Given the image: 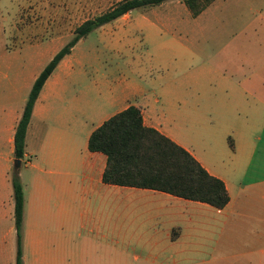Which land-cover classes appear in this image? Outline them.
Here are the masks:
<instances>
[{
    "label": "crops",
    "instance_id": "0c3cea01",
    "mask_svg": "<svg viewBox=\"0 0 264 264\" xmlns=\"http://www.w3.org/2000/svg\"><path fill=\"white\" fill-rule=\"evenodd\" d=\"M40 13L45 16L44 11ZM38 16L39 13L35 15ZM261 17L264 30V13ZM40 27L25 24L17 26L16 32L32 29L39 32ZM45 28L43 25L44 31ZM0 49L3 51L0 61L13 65L14 51L11 48L9 51L4 43H0ZM54 54L48 56V62ZM40 57L44 58L43 54L34 52L32 58L40 67L14 78L8 94L0 97V264H16L12 172L17 168L13 140L31 87L47 64L39 61ZM73 71L64 57L44 82L27 128L24 162L18 168L24 188L23 263L81 264L79 248L84 246H64L61 241L79 240L82 229L96 238L103 233L101 223L90 221L94 206L108 208L117 196H144L165 197L170 201L171 224L178 227L172 230L168 251L172 264H264V66L260 76L237 81L230 93L220 90L218 100L222 95L227 99L223 105L213 107L190 105L185 97L214 100L213 76L227 78L215 67L204 76L209 88L185 93L168 91L164 101L169 105L160 113L153 112L150 105L159 103L158 96L145 104H133L123 100L115 87H110L105 95L115 108L109 117L130 105L140 107L144 125L187 150L209 174L221 179L229 195L223 208L159 190L104 183L106 156L90 151L88 139L109 117L95 125L92 118L98 111L94 100H81L76 93L68 95L72 92L67 90ZM231 94L233 98L229 100ZM212 114H222L220 118H224L216 128ZM177 124L184 130L204 126L205 130L197 134L202 147L179 133L181 127ZM215 132L229 136L228 149L219 145L221 153L216 151L215 143L212 145ZM64 249L75 252L66 263L59 255ZM119 256L118 264H125L124 256L123 260Z\"/></svg>",
    "mask_w": 264,
    "mask_h": 264
},
{
    "label": "rangeland",
    "instance_id": "374dc122",
    "mask_svg": "<svg viewBox=\"0 0 264 264\" xmlns=\"http://www.w3.org/2000/svg\"><path fill=\"white\" fill-rule=\"evenodd\" d=\"M118 1L0 0V26H4L0 43L14 51L13 65L0 61V97L8 94L14 78L40 67L32 58L34 52L43 54L39 61L48 63V56L72 38L79 24ZM262 13L264 0H216L197 17L190 15L182 0L130 11L88 33L65 56L74 70L68 95L76 93L81 100H94L98 112L92 119L97 125L115 111L105 97L110 87L133 104H145L158 96L159 103L150 105L153 112L160 113L169 105L164 101L168 91L185 93L209 88L204 76L215 67L227 76L226 80L213 76L212 96L216 98L185 100L202 107L223 105L227 98L222 95L218 100L222 92L230 93L237 81L262 73ZM25 24H40V31L16 32L17 26ZM2 53L0 49V56ZM232 98L231 94L229 100ZM220 117L222 114H212L215 128L224 121ZM202 130L204 126L198 125L189 130L181 127L178 132L202 147L197 138ZM228 137L221 136V132L212 136L218 153L221 144L228 149ZM171 220L170 201L165 197L117 196L108 208L94 206L90 212L91 223L104 226L98 238L82 229L79 240L71 238L61 241V245L84 246L79 248L81 264H118V254L121 260L124 256L125 264H172L168 251L172 230L178 227L172 226ZM82 238L89 240L83 242ZM73 253L60 250L62 262H68Z\"/></svg>",
    "mask_w": 264,
    "mask_h": 264
},
{
    "label": "trees",
    "instance_id": "16d2710c",
    "mask_svg": "<svg viewBox=\"0 0 264 264\" xmlns=\"http://www.w3.org/2000/svg\"><path fill=\"white\" fill-rule=\"evenodd\" d=\"M168 0H119L104 12L84 20L35 79L14 132L15 161L24 162L25 138L34 103L46 79L73 46L91 31L130 11L158 6ZM192 17H197L215 0H182ZM88 149L106 156L102 181L107 184L149 188L174 196L223 208L229 201L224 182L209 172L187 150L164 134L144 125L141 109L130 105L115 113L90 134ZM14 224L17 235L16 264H24L22 227L24 188L19 169L12 172Z\"/></svg>",
    "mask_w": 264,
    "mask_h": 264
},
{
    "label": "water",
    "instance_id": "95a60500",
    "mask_svg": "<svg viewBox=\"0 0 264 264\" xmlns=\"http://www.w3.org/2000/svg\"><path fill=\"white\" fill-rule=\"evenodd\" d=\"M20 164L21 162L19 160L15 161V168L18 169L20 167Z\"/></svg>",
    "mask_w": 264,
    "mask_h": 264
}]
</instances>
